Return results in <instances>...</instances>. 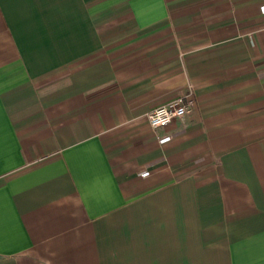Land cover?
<instances>
[{"label":"crops","instance_id":"0c3cea01","mask_svg":"<svg viewBox=\"0 0 264 264\" xmlns=\"http://www.w3.org/2000/svg\"><path fill=\"white\" fill-rule=\"evenodd\" d=\"M263 7L0 0V264H264Z\"/></svg>","mask_w":264,"mask_h":264},{"label":"built area","instance_id":"2783aa9c","mask_svg":"<svg viewBox=\"0 0 264 264\" xmlns=\"http://www.w3.org/2000/svg\"><path fill=\"white\" fill-rule=\"evenodd\" d=\"M264 11V7H263ZM189 100L184 103L182 100H175L165 105L155 108L147 115L148 127L151 130L165 129L173 121L183 119L187 114ZM166 139H161L159 142L163 143ZM148 174H142L147 176Z\"/></svg>","mask_w":264,"mask_h":264}]
</instances>
